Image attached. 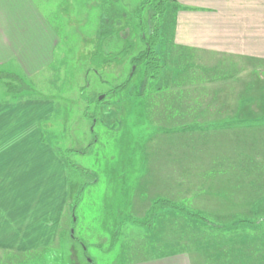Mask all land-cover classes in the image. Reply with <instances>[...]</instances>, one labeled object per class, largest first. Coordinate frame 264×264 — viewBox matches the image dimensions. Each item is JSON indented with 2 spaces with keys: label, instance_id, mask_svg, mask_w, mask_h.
<instances>
[{
  "label": "rangeland",
  "instance_id": "374dc122",
  "mask_svg": "<svg viewBox=\"0 0 264 264\" xmlns=\"http://www.w3.org/2000/svg\"><path fill=\"white\" fill-rule=\"evenodd\" d=\"M33 1L54 34L53 58L29 73L17 64L1 67L2 71L16 73L24 84L21 90L8 93L7 82L14 87L20 82L10 75L0 76V100L6 94L8 101L37 100L52 108L47 118H41L40 126L44 138L68 162L70 190L65 205L69 208L55 246L7 256V263L131 264L152 259L149 256L158 253H184L191 264H222L226 260L227 264H256L253 241L247 242L249 249L241 251L244 236L238 228L243 225L238 220L259 222L264 218V203L256 200L264 194V125L251 122L250 128L226 129L215 120L239 113L238 97L247 84L254 95L264 93V63L255 64L251 70L254 66L238 64L237 59L222 62L220 55L199 52L193 63L218 66L219 70H230V75L197 79L192 74L184 79L182 91L177 87L173 93L169 86L171 67H175L169 59L179 53L170 51L172 45L167 41L158 46L159 51L163 49L166 68L156 84L149 79L139 91L137 78L142 67H135L131 59L144 47L143 32L148 34L150 30L148 5L141 12L143 32L136 17L145 0ZM109 12L115 15L111 23L114 34L105 40L103 53L117 54L130 43L133 48L122 60L99 67L90 55L97 32L109 22ZM183 28L188 41L194 29L189 19ZM163 30L165 34L167 29ZM191 56L186 53L185 59L191 60ZM198 56L206 60L202 63ZM132 70L136 75L129 86L117 88ZM169 90L170 96L166 93ZM163 92L164 104L151 99V93L158 98ZM170 97L178 105L172 106ZM261 109L252 103L242 111L254 121ZM184 110L187 115L180 121ZM169 112L179 120L173 122ZM186 123H190L189 128ZM203 124L209 126L199 128ZM157 197L185 200L211 224L233 225L220 229L218 257L210 260L199 251V243H208L204 232L192 238L188 229L183 238L179 234L181 225L168 224L164 238L159 229L148 234L147 225L133 222L148 219L147 208ZM246 232L256 239L252 229ZM255 241L259 244L262 240L259 236Z\"/></svg>",
  "mask_w": 264,
  "mask_h": 264
},
{
  "label": "crops",
  "instance_id": "0c3cea01",
  "mask_svg": "<svg viewBox=\"0 0 264 264\" xmlns=\"http://www.w3.org/2000/svg\"><path fill=\"white\" fill-rule=\"evenodd\" d=\"M176 1L181 9H193H179L172 35L174 45L189 50L192 62L199 52H209L222 56V62L264 63V0ZM188 19L194 29L185 41ZM51 33L33 0H0V68L17 64L29 73L51 61ZM51 112L47 102L8 101L6 94L0 100V264H10L7 256L55 246L63 231L68 164L40 126ZM149 258L131 264H191L184 253Z\"/></svg>",
  "mask_w": 264,
  "mask_h": 264
},
{
  "label": "trees",
  "instance_id": "16d2710c",
  "mask_svg": "<svg viewBox=\"0 0 264 264\" xmlns=\"http://www.w3.org/2000/svg\"><path fill=\"white\" fill-rule=\"evenodd\" d=\"M146 5H148L149 7L148 13H150V15L148 16L149 22H150V25H149L150 30L148 31V34L146 32H143L144 28H143V23L141 19V12L143 11L144 6ZM181 8L183 7L176 0H145L141 4L140 9L136 12V17L139 18V24L141 26L142 32L144 33L142 34V41L144 43V47L141 50H139L138 53L135 56H133L131 59V64H134L135 67L138 65H141L142 67V70L140 71V75L137 78L140 84L138 88L139 91L142 90L144 87H146L148 83L147 80L149 79L154 80L156 84L157 79L159 78V76H161L164 69L166 68L167 65L165 63L166 60L164 59L165 56L164 55L162 56L161 54V52L163 53V49L162 50L160 49L159 51L158 46L159 45L164 46L163 44L166 43L167 41L169 45L170 44L172 45L171 47H169V50L172 51L173 49H175L179 53L174 56L171 55V58L169 59L171 61L170 64L174 65L175 67V68L171 67L173 76L171 79V85L169 86V89L173 88L172 89L173 93L179 87H180L179 91H182L181 86H182L184 79L186 80L192 74L195 77H197V79H199V76L200 78L208 79V78H220L221 76H225V74L230 75V70L222 71L217 68L218 66L207 67V66L195 64L191 60L185 59V54L189 53V50H187L184 47L174 45V43L172 42L171 28L174 27L175 14ZM114 18H115L114 14L110 12L106 14V19H109V22H105L104 27L100 28L94 40V48L92 50L90 58H91V61L96 62L95 64L99 67L101 65L108 64L111 61L122 60L124 57L128 55L129 50L133 48V43H130L128 46L121 49L117 54H112V53L104 54L103 53V44L105 40L109 36L114 34V30L113 28H111V23L113 22L112 20ZM107 24L109 26H107ZM163 28L167 29V32H165V34H163L164 33ZM168 34L170 35V39L168 37ZM185 49L187 51H184ZM224 65L227 66L226 64ZM229 65H232V64H229ZM254 68L255 66L252 68V70ZM196 71H199V74H197ZM220 71L222 72V74H219ZM5 75H10L11 77L13 76L15 79L19 80L20 82L19 85L16 87H14V85H12L10 82H7L6 88H7L8 93L9 92L14 93L23 88L24 81L16 73L0 70V76L3 77ZM135 75H134V70H132L130 75L128 76V79L118 84L116 87L122 90L127 88L129 86L131 79ZM153 88L160 90L159 87H153ZM251 90H252L251 85L247 84V86H245L244 88V91L240 92V96L238 97V101H237V106L241 108L238 111L239 112L238 114L240 115H238L237 112H234L231 117L220 119V120H215L216 123H219L218 126H220L221 128H226V129L227 128H231V129L245 128L246 129V128H250L249 127L250 125L248 124H250L251 122L256 123L257 125L258 123H260L261 126L264 125V93L260 92L258 95H254L251 92ZM166 93H168V95L170 96V90L167 91ZM166 93L163 92L158 98H157V95H153L152 93L150 96H151V99H153L154 101L156 100V103H163L162 98L165 97ZM169 99L170 100L168 102H170L172 106L178 105V104H175L174 101L171 102L172 101L171 97ZM178 100L179 99H177V101ZM103 101L104 99L99 100V103ZM252 103H255L256 105L259 104L260 106H262L261 112L256 117H253L254 121L251 120L252 118L251 116H249L247 112L245 113L244 111H242L243 107L250 106ZM186 112L187 110L182 111L181 113L182 118L180 121L185 120V115H187ZM168 116H170V118H174V116L172 115V112L171 113L169 112ZM175 119L179 120V116L176 115L173 122H175ZM188 124L190 123H186L185 126L188 127ZM205 125L209 126V124H203L202 127H200L199 125V128H203L205 127ZM241 133L244 134L245 132L243 131ZM65 162L68 163L66 160ZM256 200L260 203H264V194L263 196H258ZM185 202H186L185 200H182L181 202H176L167 197H157L155 200L152 201L151 205L147 208V211L145 214V217L149 215V217H151V220L154 221L155 224L152 225L150 223L149 217L148 219H146L147 218L146 217L144 219L145 221L134 219L133 222L135 223L137 222L138 225L140 226L147 225V227H149L148 234L151 233L152 230L154 229H159L160 236L162 235V237L164 236V238H165V233H167L166 230L168 228L166 226L168 224L169 225H174V224L181 225L180 230L182 234L179 233L181 237H183V235H186L185 231L188 229L190 230V234L192 235V238L198 237L200 235V232H204L207 235L206 240L204 241L205 242L207 241L208 243L206 245L202 244L201 246L199 243V246L197 247L200 248L199 251L201 252L203 251L204 254L208 255L210 260L213 257L217 258L218 256L215 255V253L217 252L219 245L222 244L219 238L220 229L225 230L227 227H234V226L217 224V223L211 224L206 216L194 211L192 207L187 205ZM147 212L149 213L147 214ZM260 220L261 221L259 222H255L249 219H240L238 220V222L240 223V225H243V226H240L239 228H238V225L236 226L239 229V231H242L241 232V234H243L241 235L242 238L244 236V242H242L243 245L241 247L242 252H244L243 248L249 249L247 248V242L251 243L253 241L254 243L253 251L256 252L254 262L256 264H264V225L262 226V224H264V218H261ZM245 226L250 227V229H247ZM169 229L173 230L171 227ZM251 229H252V232L256 234V239L249 237L247 236V234H245L247 233L246 231L251 230ZM259 236L262 241L258 244L255 240H257ZM146 240L148 242V239ZM149 240H153V238L149 237ZM159 241L160 240H158L157 242ZM221 263L227 264V260L224 262L222 261Z\"/></svg>",
  "mask_w": 264,
  "mask_h": 264
},
{
  "label": "water",
  "instance_id": "95a60500",
  "mask_svg": "<svg viewBox=\"0 0 264 264\" xmlns=\"http://www.w3.org/2000/svg\"><path fill=\"white\" fill-rule=\"evenodd\" d=\"M103 96H104V95H101V96H100V99H101Z\"/></svg>",
  "mask_w": 264,
  "mask_h": 264
}]
</instances>
